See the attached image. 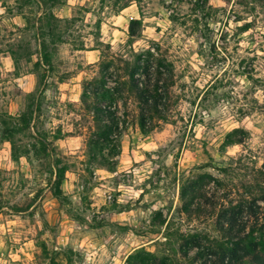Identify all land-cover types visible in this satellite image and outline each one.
Listing matches in <instances>:
<instances>
[{
	"label": "rangeland",
	"instance_id": "rangeland-1",
	"mask_svg": "<svg viewBox=\"0 0 264 264\" xmlns=\"http://www.w3.org/2000/svg\"><path fill=\"white\" fill-rule=\"evenodd\" d=\"M138 56L170 71L164 119L141 130L124 93L104 137L103 62ZM263 158L264 0H0V264H125L141 247L196 264L182 237L218 238L210 208L242 203ZM182 189L200 213L178 212Z\"/></svg>",
	"mask_w": 264,
	"mask_h": 264
},
{
	"label": "trees",
	"instance_id": "trees-1",
	"mask_svg": "<svg viewBox=\"0 0 264 264\" xmlns=\"http://www.w3.org/2000/svg\"><path fill=\"white\" fill-rule=\"evenodd\" d=\"M133 35L131 32L130 36ZM147 54L149 58L153 57L150 51ZM139 59L140 56L131 63L122 61L123 66L119 69L113 60L107 64L103 62L100 72V86L101 89L103 88V91L100 90V110H94V113L96 117H100L96 120L100 121V135L104 137L108 134L104 122L111 116H115L110 106L104 103L109 101L108 104H110L114 98H120L124 93L133 96L139 104L138 125L141 130L154 119H164L161 105L163 96L167 95L171 86L167 83L170 71L165 68L161 60H152L155 64L151 66L148 62L140 64ZM114 65L118 71L111 73ZM164 71L168 73L164 74ZM122 73L127 76V80H122ZM140 75L143 76L142 79ZM108 82L117 85L112 91L115 97L109 98L112 93H108L109 91L104 88ZM231 143L241 144L242 140ZM252 179L253 186H248L242 203L237 206L230 203V206L218 210L216 206L210 208L216 214L218 238H202L197 234L182 237L180 254L185 259L196 264H264V158L261 167L253 170ZM185 195L182 189L180 193L182 205L178 208V212L187 215L200 213L199 206L192 207L196 194ZM189 252H193L192 256H189ZM125 264L170 263L166 258L158 257L141 247L128 255Z\"/></svg>",
	"mask_w": 264,
	"mask_h": 264
},
{
	"label": "crops",
	"instance_id": "crops-1",
	"mask_svg": "<svg viewBox=\"0 0 264 264\" xmlns=\"http://www.w3.org/2000/svg\"><path fill=\"white\" fill-rule=\"evenodd\" d=\"M72 1V0H71ZM68 5H66V7H65V11H67V9L66 8H68L67 7ZM130 6V4L129 5H127V6H125V7H123V8H121L120 10H124V9H126V8H128ZM71 8H69V10H70ZM71 11V10H70ZM38 12H39V10H38ZM41 13H43V12H41ZM41 13H38V17H41V15H43V14H41ZM2 58H4V59H7L8 57H5V56H2ZM10 59H11V56H10ZM11 61H12V59H11Z\"/></svg>",
	"mask_w": 264,
	"mask_h": 264
}]
</instances>
